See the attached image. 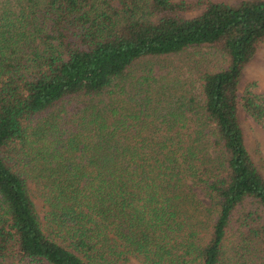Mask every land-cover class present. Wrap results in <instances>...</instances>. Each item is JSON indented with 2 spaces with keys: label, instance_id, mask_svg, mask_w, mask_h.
I'll list each match as a JSON object with an SVG mask.
<instances>
[{
  "label": "trees",
  "instance_id": "obj_1",
  "mask_svg": "<svg viewBox=\"0 0 264 264\" xmlns=\"http://www.w3.org/2000/svg\"><path fill=\"white\" fill-rule=\"evenodd\" d=\"M199 5L0 0V264H264V0Z\"/></svg>",
  "mask_w": 264,
  "mask_h": 264
},
{
  "label": "rangeland",
  "instance_id": "obj_2",
  "mask_svg": "<svg viewBox=\"0 0 264 264\" xmlns=\"http://www.w3.org/2000/svg\"><path fill=\"white\" fill-rule=\"evenodd\" d=\"M185 1L192 4L191 10L186 12L185 16L191 17L201 11L200 0ZM219 1L234 4L242 0ZM166 60L171 64H177L180 57H169ZM221 66L225 67L226 63L222 61ZM246 89L254 92H264V40L260 43L255 55L243 68L239 83L240 93H243ZM238 118L250 156L264 176V129L242 108L239 109Z\"/></svg>",
  "mask_w": 264,
  "mask_h": 264
}]
</instances>
